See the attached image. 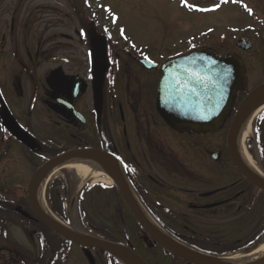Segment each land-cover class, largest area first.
Wrapping results in <instances>:
<instances>
[{
  "label": "flooded vegetation",
  "instance_id": "obj_1",
  "mask_svg": "<svg viewBox=\"0 0 264 264\" xmlns=\"http://www.w3.org/2000/svg\"><path fill=\"white\" fill-rule=\"evenodd\" d=\"M199 1L218 6L208 12L229 9L235 20L243 19L237 21L240 28L234 34L216 36L210 31L203 36L215 42L205 44L208 47L222 54L236 53L243 60L251 87L241 91L240 101L264 82V0H227L224 7L218 1ZM53 14L0 12V93L16 123L35 142L26 147L0 121V263L64 264L73 256L69 249L59 248L57 237L47 241L48 248L41 247L44 234L38 231H44L43 223L23 191L24 178L35 167L81 147L103 151L122 163L137 198L166 236L192 250L217 247L215 253L229 254L226 251L235 247H220L221 238L204 233L202 225H213L219 218L226 224L236 222L237 210L252 199L250 187L227 151L225 140L234 110L215 133H176L153 105L150 88L155 71L145 70L138 62L145 73L128 76L125 71L134 64L133 54L114 42L91 12ZM71 18L77 23L75 36L74 27L69 29ZM66 29L70 33H64ZM95 34L106 37L107 55L93 75ZM23 44L24 50H17ZM150 57L157 64L162 61ZM133 76L141 91L129 96L125 83L130 86ZM258 119L264 120V113ZM255 128L256 121L254 132ZM108 203L101 239L126 246L145 264H197L167 252L156 241L158 234L141 227L122 198ZM18 210L31 216L26 218L31 232L24 231L25 217ZM14 235L32 247H13ZM36 244L40 247L33 248ZM79 257L82 264L117 262L96 249H80Z\"/></svg>",
  "mask_w": 264,
  "mask_h": 264
},
{
  "label": "rangeland",
  "instance_id": "obj_2",
  "mask_svg": "<svg viewBox=\"0 0 264 264\" xmlns=\"http://www.w3.org/2000/svg\"><path fill=\"white\" fill-rule=\"evenodd\" d=\"M183 1L188 2V6H185ZM196 3L195 0H89L88 4L87 0H0V12H36L41 15L40 17H45L48 14L54 15L53 12L97 13L103 17L106 16L102 20L111 26L115 38L119 39L120 42L122 41L120 43L122 44L120 45L121 48L127 47L129 44L135 53H148L149 56L159 59L161 56L166 58L182 52V50L195 43V39H190L189 37L197 34L200 36L199 39H201L206 28H208V32H216V36L218 33L228 36L229 34H234L240 28L237 21H242L243 19L238 17L235 20L229 9L223 12L221 16L207 15L205 18H203L202 12H196L195 10L189 12L188 10L192 11V4L195 6ZM112 15L116 16L114 20ZM2 20L0 18V21ZM70 20L72 25H70L69 29L74 27L72 35L75 36L77 23L73 18ZM69 29L63 32L70 33L68 32ZM119 31H124L122 37L119 35ZM210 38H204L203 42L214 45L215 42L211 41ZM6 46L8 47L9 45L6 44ZM17 50H24V44L23 46L19 45ZM133 61L132 70L128 69V72L125 71L128 76L140 72L135 65L137 61L134 58ZM125 84L126 92L130 90L129 96L138 95L141 91L136 76H133L130 86L127 85L128 82ZM258 126L260 130H263L264 120L260 119ZM252 146L251 150L257 154L255 143ZM27 179H24V184ZM53 181L57 188L61 189L64 200L69 206L65 213L68 227L78 233L87 235L93 229L90 226L91 219L99 220L97 229L105 226L103 217L106 214V203L116 201L113 192L94 188L96 185L93 188H89L93 178H83L75 170L67 168L59 171L50 179L47 189ZM98 182L96 183L98 184ZM103 183L106 184L105 182ZM79 190H81L80 194L82 195L80 207H78ZM262 199L259 192H252L251 205L248 208L244 207L239 215L238 213L236 214V222H227L226 224L222 223V219L219 218L213 225L203 224L204 233L209 235L214 233L220 237V247L226 248L223 245H228L229 248L235 246L237 249H241L233 252L231 257L239 253L245 254L249 252L253 245L257 246L258 244H252L248 249H244L242 245L247 241L248 236L250 238L254 235L256 236L261 229V222H264V204L260 206ZM244 238L246 239L243 240ZM256 240L261 244L264 241V235H260ZM261 240L263 241L261 242ZM204 242L202 241V243ZM19 243L24 244L26 248L32 247L30 245L31 242H28V246L25 240L24 243L23 240H19ZM36 247V245H33V248ZM70 248L73 256L66 260V264H82L79 253H76L79 251V247L75 244H70ZM215 248L217 247L209 249L214 250ZM218 250L219 252L221 251L219 248ZM0 259L3 258L0 257Z\"/></svg>",
  "mask_w": 264,
  "mask_h": 264
},
{
  "label": "water",
  "instance_id": "obj_3",
  "mask_svg": "<svg viewBox=\"0 0 264 264\" xmlns=\"http://www.w3.org/2000/svg\"><path fill=\"white\" fill-rule=\"evenodd\" d=\"M96 49L98 54L101 55L104 53L103 44L99 43ZM96 68L97 65L95 64L94 69ZM161 72L162 76L157 87L156 108L163 120L179 132L185 130H192L194 132L216 130L228 114L237 90L244 85L246 80V77L243 75L244 67L239 57L234 54L222 56L208 48L194 49L190 52L188 51L186 54L167 60L161 65ZM250 101L253 103H248ZM263 102L264 88L262 87L261 89L253 91L243 100L238 109V114L240 113L243 116V114L255 106L253 105L254 103L258 105L261 103L263 104ZM0 116L7 125V115H4L1 109ZM233 129L234 125L231 130ZM16 134L18 139H22L19 136V132ZM24 143H29L25 136ZM84 152L85 151H70L50 160L35 173L29 188L34 185L35 180H37L40 174L47 168H51V166L60 161H65L74 155ZM103 160L110 175L121 190L122 196L128 204V207L131 208L135 217L141 224L147 227V229H150V226L145 224L132 204L130 197H128L129 195L126 191V187H124L123 179L119 177L109 160ZM239 166L241 171H243L255 185L264 190L263 180L250 173L240 164ZM35 209L38 215L53 229V231L63 236L64 239L66 238L83 247L92 246L109 252L124 253L133 256L122 246L85 238L75 233L73 234L56 224V222L51 220L36 206ZM162 243L168 250L198 264H224L221 261L212 260L204 256L191 255L190 253L178 249L167 241H162ZM253 264H264V260Z\"/></svg>",
  "mask_w": 264,
  "mask_h": 264
},
{
  "label": "bare ground",
  "instance_id": "obj_4",
  "mask_svg": "<svg viewBox=\"0 0 264 264\" xmlns=\"http://www.w3.org/2000/svg\"><path fill=\"white\" fill-rule=\"evenodd\" d=\"M262 106L259 108H251L250 112L246 114V116L241 120L239 124V128L237 129V136H236V143H235V150L240 158V160L248 167L252 172L256 174H260V171L257 170L255 164L253 163L250 155L245 150L244 141L250 134L251 128V121L255 118L256 114L262 110ZM116 163L114 162V167H116ZM72 169L77 172V174L82 175L83 178H93L94 181H104L106 183H111V180L108 174H106V167L102 160L96 155L90 156H75L71 157V159H67L59 164L54 165L51 170L44 172L41 177L39 178L38 182L35 186L34 196L42 208L43 211L48 213L49 215L53 216L51 212H49L48 208L45 205L44 200V190H46V186L49 180L55 176L59 171L63 169ZM117 168V167H116ZM262 177V176H261ZM263 178V177H262ZM138 204V203H137ZM54 219H56L53 216ZM149 219V217H148ZM57 221V219L55 220ZM59 222V221H58ZM157 227V226H156ZM75 231V230H74ZM76 234L82 235L80 233ZM170 239V238H168ZM171 241L175 242L174 240L170 239ZM181 246V245H180ZM183 247V246H182ZM181 247V248H182ZM185 249V248H183ZM122 260L129 261L131 264H135L131 259L126 258L125 256L121 257ZM230 264H252L257 263L261 260H264V242L259 244L255 249L250 251L246 254H236L232 257L227 258Z\"/></svg>",
  "mask_w": 264,
  "mask_h": 264
},
{
  "label": "trees",
  "instance_id": "obj_5",
  "mask_svg": "<svg viewBox=\"0 0 264 264\" xmlns=\"http://www.w3.org/2000/svg\"><path fill=\"white\" fill-rule=\"evenodd\" d=\"M51 208H52V211H54V213L56 215H58L60 218H63V214H62V211H61V208H62V201L60 200L59 196L58 197H55V202L52 205H50ZM264 233V222H261V229L259 230V232L256 234V236L254 235L251 240L249 242H252V243H256L258 242V240H256L257 237H259L260 235L262 236ZM250 234V233H249ZM256 240V241H255ZM254 241V242H253Z\"/></svg>",
  "mask_w": 264,
  "mask_h": 264
}]
</instances>
